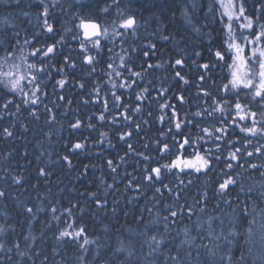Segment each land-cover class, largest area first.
I'll return each instance as SVG.
<instances>
[{"label":"snow or ice","instance_id":"obj_1","mask_svg":"<svg viewBox=\"0 0 264 264\" xmlns=\"http://www.w3.org/2000/svg\"><path fill=\"white\" fill-rule=\"evenodd\" d=\"M245 2L246 0H211V3L207 6L205 15L212 14L216 22L222 24L221 31L225 32V38L220 48H208V54L212 59L207 63L198 65L200 69H203V72L199 75L196 84L198 89L196 110L191 111V107L189 109L182 107L178 109L176 104L167 101L159 104L162 112L164 109L170 110V114L165 113L158 117L159 122L171 126L168 127L166 132L160 131L159 137L154 140L155 152L158 156L155 164L152 163L153 157L151 155L137 152L131 143L127 144L128 152L135 153L145 161L141 178L146 189L152 191L153 199H156L157 196L163 197L164 192L162 189H165L175 200H179L186 193L187 186L192 185L193 178L201 176L206 178V182L211 181L213 175L217 177L214 194L220 197L226 196L232 190V186L240 187L241 192L245 191L240 186L239 180L242 173L239 169L248 172L249 176L258 174L261 178H264V142H262L264 141V0L259 3L256 9L258 14L256 15L248 14ZM0 3L21 8L22 5H25V0H0ZM59 3L60 0H36L39 8L37 21L42 29L41 32L29 35L26 31L22 37L14 23H10L7 19L3 21L4 27L0 29V53H2L0 54V89L13 95L12 99L4 100V110L7 111L10 106H14L15 111L9 112V115L16 116L20 113L21 105L14 104L15 96H20L24 105H37L42 102L41 97L47 95V92L44 91L46 88L45 80L51 76L52 69H55L57 74H62V78L56 81V86L60 89L65 87L68 82L65 70H75L78 67L77 60L72 54V45L67 39L68 35L71 34V40L78 42L75 52L76 55L81 57L79 66L86 67L88 75L91 76L97 72L102 53L106 51L111 54L106 57L107 70L103 72L111 87L104 93V98H102L101 88L98 86L101 81H97V86L92 89L94 98L84 100V103H99L102 106L101 111L98 114L93 113L90 115L87 124L77 117L69 127L76 131H80L82 128L96 130L97 124L91 122L93 116L100 124H103L109 121V117L105 113L114 108H122L125 111L120 112L119 115L123 117V120L135 123L136 130L141 131V124L135 122L132 115L133 113H141V104H136L133 107L124 102V93L118 94L116 90L125 89L127 91L132 89L134 91L135 87L139 86V81L146 80V73L163 67L161 63L148 62V58L156 54L157 45L149 40L146 44L137 47L134 41L139 39L141 22L134 13L126 8H121L120 0H111V3H106L99 9V13L107 16L110 10L115 7V18L110 21L93 18V14L89 12L87 15H76L75 18L79 22L74 25V29L65 27L63 32H58L54 10ZM31 7V3L26 4V8L30 9ZM192 7H198L195 0L192 2ZM19 14L27 17L30 12L21 10ZM181 14L191 23L186 6L182 9ZM196 31H199V29H196ZM45 33L47 34L46 41L50 40L51 42L41 44L40 38ZM152 35H155V33H152ZM161 38L167 41L170 37L163 35ZM117 46H120L123 54L114 53ZM25 47H29L31 50L25 53ZM65 47L69 49L68 52L63 51ZM132 53H136L138 58H142L144 63L136 65ZM195 55L201 57L202 53L196 52ZM114 56L119 60L118 64L113 58ZM226 56L231 59V63H227ZM57 57L61 58L58 67L56 63H50ZM221 62L224 63L221 64ZM184 66L185 60L183 58L175 59L171 65L173 69H182ZM218 66L229 69V73L225 77L227 83L221 85L219 95L203 87L209 80L215 85L212 73ZM136 67H139L140 70H135ZM173 79L181 82L182 87L190 83L189 79L180 70L174 71ZM151 84L152 81L147 80L140 91L135 93L137 101L143 102L149 99L146 93L150 92L149 85ZM79 87L83 89L85 84L79 83ZM168 91V88H161L158 95L163 97ZM109 94L112 98L111 108L106 98ZM58 98L63 100L64 96L61 95ZM175 100L181 106L188 103L183 91L176 94ZM68 103L70 104L71 100ZM44 109L48 113L46 122L48 124L54 123L56 115L53 109L49 108L47 104L44 105ZM37 112L38 109H29V115L39 119ZM148 115L151 116V113H148ZM2 118L0 117V119ZM209 118L214 119L215 123H211ZM110 122L112 124L119 123L115 115L111 117ZM144 123L147 124L148 121H144ZM21 127L24 132L28 131L27 127L23 125ZM193 129H198L195 136L192 132ZM237 129L239 133L244 134L243 143L240 146H237L240 144V138L238 136L235 139L233 138ZM0 135L12 137L14 132L5 127L0 131ZM46 135H50V133H46ZM132 135L131 130L118 132L121 141H125L126 137ZM99 136L100 139L92 141V143L104 144L108 133L100 131ZM249 137H259L260 139H257L254 144L253 139ZM107 142L109 146L115 147L111 140ZM89 146V137L85 136L82 141L78 140L69 147L71 151L78 152L86 150ZM148 146V144L144 145L145 148ZM253 156H259L261 158L260 162H252L250 158ZM61 159L66 162L68 167L72 166L69 155H64ZM120 160L124 161V157H120ZM160 161L166 162L161 163ZM107 167L111 173H116L119 165L115 164L112 159H108ZM87 168L86 165L85 172ZM38 175L46 177L51 173L44 168H40ZM168 175L174 176L178 180L179 185L176 190L170 187L169 184L164 183V179ZM126 176L131 177V174L126 173ZM183 177H189L186 184ZM21 179L13 176L12 182L19 185ZM113 180H115V177H113ZM180 185L184 187H179ZM106 187L115 188L116 186L113 183L107 184ZM127 188L134 189L138 194L136 198H138L141 194L142 185L137 182L136 177H131L128 179ZM261 189L258 193V199L264 201V183L261 184ZM252 192V188L247 190V201H241L239 197H236L234 206L233 201L224 200L225 204L232 206L234 213V216L229 220L231 227L228 228L226 234L224 232V220L220 217H209L207 222L208 236L211 241L218 242L223 239L225 247H227V252L221 254L218 261L214 259V264H246V255L253 251V247L259 246L264 249V208L257 211L253 207L256 201L250 195ZM89 195L93 197V202L97 206L104 209L107 200L102 201L96 193H89ZM6 196V191L0 189V199L6 198ZM207 198L208 191L205 189L200 198L196 200V203L201 205L200 211L207 207ZM114 203L118 204V201H114ZM128 203H132V200L129 199ZM164 206L169 209L168 215L163 217L165 229L168 228L170 217L177 218L181 213H185L190 217L193 211L192 206L187 204L177 205L179 211L172 210L173 205L165 204ZM75 207L76 205H72L64 208L63 211L71 218L72 210ZM24 211L29 215H34L32 207L25 206ZM36 211H43V208H37ZM58 211L59 209L55 205L50 207V212L53 214L52 220L59 221L61 219V216L55 215ZM112 211L116 212L117 208L113 207ZM214 219L220 221L219 233L212 227ZM244 221H246V226H244ZM175 222V219H173L172 223ZM73 223L66 221L67 226L59 232L58 240L65 237L74 240L84 252L88 251L86 245L96 244L97 250L101 247L97 240L90 239L87 236L84 227L74 228ZM199 227L197 225L198 229ZM68 229H72V231ZM6 231L7 229L0 225V235ZM185 236L187 238L185 242L191 246L195 237L189 236L187 229H185ZM81 237H83L82 242H80ZM241 238L243 246L241 247L240 256L237 258L234 256L232 248L236 241ZM27 239L28 237H25V240ZM163 243V236L157 239L156 235H152L149 238L150 252L148 255L158 252ZM202 247L207 249V255L211 258H216L217 252L221 250L219 243H214L211 247L204 244ZM13 249L17 251L21 258L28 255L26 251L21 250L18 242L7 248L3 242H0V252L9 254L7 255L8 260L12 259L10 253ZM117 251H126L128 257L133 255L130 249L123 246ZM191 255L190 251L185 253L187 257H191ZM28 259L31 260V256H28ZM260 259L264 261V257ZM3 260L4 257H0V264H3ZM80 260L81 264H84L83 256L80 257ZM165 264H185V257L178 251L175 255L166 257Z\"/></svg>","mask_w":264,"mask_h":264},{"label":"trees","instance_id":"obj_2","mask_svg":"<svg viewBox=\"0 0 264 264\" xmlns=\"http://www.w3.org/2000/svg\"><path fill=\"white\" fill-rule=\"evenodd\" d=\"M157 1L159 0H153L152 2L157 4ZM192 2L193 0H171L174 8L180 10V14L185 6L188 8L191 23L188 20L186 23L187 25L190 24L189 26L193 31L190 32L189 37H185L186 40H183L180 37L181 33L174 31L170 26V22L166 20L167 11L160 12L154 9L156 4H153V7L147 5L141 6L140 4L131 7V12L136 15L142 25L139 31V39L134 41V43L137 47L146 44L149 40L155 43L157 45L155 50L156 54L150 56L148 62L153 64L161 63L163 65L161 68L150 70L149 73H146V80L139 81V86L135 87L134 91L132 89H128L127 91L125 89L116 90L118 94L121 92L124 93V102L129 103L133 107L136 104H141V113L132 114L133 120L141 124V131L136 130L135 123L123 120V117L119 115L120 112L125 111L122 108H114L108 113H105L109 117V121L103 124H100L93 116L91 122L97 124L96 130L82 128L80 131H76L69 127L77 117L87 124L90 115L101 111L102 106L99 103H84V100L94 98L92 89L94 86H97V81H101L98 86L101 88L102 98H104V93L111 87L110 83L107 82L108 78L103 74L107 70L105 63L106 57L111 54L106 51L102 53L101 63L98 66L97 72L90 76L88 75L86 67L79 66L81 57L76 55L75 52V49L78 47V42L71 40V34L68 35L67 39L68 42H71L72 54L77 60L78 67L75 70H65L68 82L63 89L56 86V81L62 78V74H57L55 69H52L51 76L45 80L46 88L44 91L49 96H42V102L37 105H30V108L38 109L37 115L39 119L29 115L30 108L25 111L21 110L16 116L9 115V112H14L15 108H9L8 112L0 111V117H3L0 119L1 130L8 127L14 132V136L12 137L0 135V146L4 145V151L0 149V189L7 193L6 198L0 199V211L7 218V233L10 234L6 237V248L18 242L22 251H32L33 248L42 246L44 243L58 240L59 232L67 226L66 221L68 223L74 222V228L82 225L83 222V227L87 231L88 237L97 240V243L101 245L98 250L96 248L95 255L90 254L89 256L93 264H121L120 262L123 259L122 255H117V249L112 250L111 245L113 241L105 240L106 227H110L111 229L109 233L110 238L116 237L117 235L126 236V240L135 248L134 250L136 251L139 264H149L147 259L153 255L155 257L159 256L160 258L172 255L173 249L179 241L184 242L182 256L185 257V264H214V259L218 261L219 256L227 252V247H225V241L223 239L218 242L211 241V238L208 236L207 222L209 217H220L224 220V232L225 234L227 233L228 228L231 227L229 220L234 216V213L232 206L225 204L224 200L233 201V206L236 202V197H239L241 201H247V190L252 188L253 192L250 195L256 201L253 207L257 211L260 208H264V201L258 199V193L262 190L261 184L264 183V178H261L258 174L249 176V173L244 172L242 169H239L242 173L239 182L240 186L244 188V192L240 191V187L232 186V190L226 196L220 197L215 195L217 177L213 175L212 180L208 182L202 176L193 178L192 185L187 186L186 193L179 200H175L165 189H162L164 192L163 197L157 196L151 202L143 198L145 197L143 196L144 191L153 195L151 190L146 189L144 181L141 178L142 167L145 161L142 157L135 155V153L128 152L127 144L131 143L137 152H144L147 155H151L153 157L152 163L155 164L158 156L155 152L156 145L154 140L159 137L160 131L166 132L168 127L171 126L167 123L161 124L159 122V116L165 113L170 114L169 109H164L162 112L159 104L167 101L176 104L178 109L181 107L189 109L191 107V111H195L197 107L196 97L198 94L196 84L199 75L203 72V69H200L198 65L209 62L212 57L208 54V48H220L225 38V32L221 31L222 24L217 23L212 14L205 15L207 6L211 3V0H198L199 11L192 7ZM260 2L261 0H246L245 7L249 15L258 14L256 9ZM64 4L63 1L59 3L58 7L66 10L67 7ZM32 8L37 9L36 6L34 7V4ZM82 10L83 7L77 6L73 10L75 14L70 15V17L88 14L87 10ZM93 18L98 17L93 16ZM173 19H175V16H173ZM12 20L14 24L17 23L16 28L21 33L24 27L21 29L19 26L18 16L12 17ZM78 22V20L74 22L72 20L71 23L73 24H69L70 26L68 28L74 29L75 23ZM209 27L210 29H214L212 35L210 33H203ZM196 29H199V31H196ZM63 30L62 28L61 31ZM152 33H155V35H152ZM163 35H168L170 37L169 40H163L161 38ZM42 39L43 37L40 38L41 44L45 42ZM25 50L29 52L31 49L25 47ZM63 51L68 52L69 49L65 47ZM196 52H201L202 56L197 57L195 55ZM114 53L123 54L120 46L114 49ZM132 57L136 65L144 63L143 59L138 58L136 53H132ZM113 58L118 64L119 60L115 56ZM179 58L185 60V66L182 69H173L171 65L175 59ZM60 59V57H57L54 61H50V63H56L58 67ZM226 61L227 63H231V59L227 56ZM223 63L221 62V64ZM135 70L139 71L140 68L136 67ZM175 70H180L189 79V85L182 87L181 82L173 79ZM228 73V68L218 66L212 73L215 79V85L209 80L203 87L219 95L221 85L227 83L225 77ZM85 77H90V81L93 82L90 84L88 90L90 93L81 100L74 102L71 99L72 95L70 94V90L75 89L77 82L84 83L85 86H88V81H86ZM147 80L152 81V84L149 85L150 92L146 93L149 99L143 102L137 101L135 99V93L140 91V88L144 86ZM161 88L169 89L168 93L163 97L158 95ZM181 91H183L188 99V103L183 106L179 105L175 100L176 94ZM61 95L64 96L63 100L58 98ZM106 98L111 108V95L109 94ZM69 100H71L70 104L68 103ZM45 104L49 108H52L56 115V121L52 124L46 122L48 113L45 112ZM148 113H151V116ZM114 115L119 123L112 124L110 122V118ZM209 120L211 123H215L214 119L209 118ZM144 121H148V123L145 124ZM21 125L27 127L28 131L24 132ZM129 130L133 132V135L126 137L125 141L119 140L118 132ZM100 131L108 133L105 143L102 145L92 143V141L100 139ZM197 131L198 129L192 130L194 136ZM36 132L39 135L37 139L35 137ZM26 133H31L32 137L30 139L32 138V140L35 139L36 141L31 143V141L27 140ZM46 133H50V135H46ZM85 136L89 137L90 146L86 150L78 152L71 151L69 146L78 140L82 141ZM237 136L240 138V144L237 146H240L243 143L244 134L239 133L237 129L233 138L235 139ZM249 138L253 139L254 144L257 139H260L259 137ZM108 140H111L115 147L109 146ZM21 142H27L28 144L24 145ZM145 144L149 146L145 148ZM39 151L41 153L38 155ZM64 155H69L72 160L71 167H68L66 162L61 159ZM120 157H124V161H121ZM108 159H112L115 164L119 165L116 173H111L107 167ZM250 159L252 162L258 163L261 158L259 156H253ZM138 161L139 163H137ZM160 162L164 163L166 161ZM86 165L88 168L85 172ZM40 168H44L51 175L40 177L38 175ZM126 173H130L131 177H136L137 182L142 185L140 190L141 194L138 198H136L138 194L134 189L127 188L128 179L131 177L126 176ZM13 176L22 178L19 185L12 182ZM113 177H115V180H113ZM183 178L186 184L189 177ZM113 183L116 186L115 188L106 187L107 184ZM164 183L169 184L174 190L179 185L176 177L171 175L165 177ZM179 187L184 186L180 185ZM205 189L208 191V198L206 200L207 207L203 211H200L201 205L197 204L196 200L200 198ZM89 193H96L102 201L107 200L104 209L93 202V197ZM129 199L132 200V203H128ZM164 200L169 205H173L172 210L176 211H179V208L176 207L177 205H191L193 210L192 215L189 217L187 214L181 213L177 218L170 217L168 228L165 229L163 217L168 215L169 209L165 208L164 204H162ZM114 201H118V204L114 203ZM18 204L21 206L19 211L17 210ZM36 205H40L43 211L34 210V217L32 218L33 225L31 228L25 230V232H21L16 227V224L19 225L21 223V212L24 211L25 206L34 208ZM52 205H55L59 209L55 213V215L61 216L59 221L52 220L53 214L50 212ZM72 205H76V207L73 208L72 217L69 218L68 214L63 210ZM113 207L117 208L116 212L112 211ZM109 215L115 216V221L110 220ZM140 216H144L146 219L145 226H150V233L148 232L150 230L149 228L145 232L143 228L139 227L141 224ZM173 219H175V223H172ZM243 223L246 226V221ZM219 224L220 221L218 219L212 221V227L217 233L220 232ZM197 225L200 226L199 229ZM139 229H141V232ZM185 229L188 230L189 236L195 237L191 246L185 242L187 239ZM68 230L70 231L71 229ZM142 232H145L146 236ZM152 235H156L157 239L163 236L164 243L158 252L148 255L150 252L149 238ZM25 237H28V239L25 240ZM66 239L67 237L62 240ZM138 240L143 241L142 246L138 245ZM214 243H219L221 250L217 252L216 258H211L207 255V249L202 247V245L208 244L211 247ZM242 246L243 240L241 238L236 241V244L232 248L235 257L238 258L240 256ZM189 251L192 253L191 257L185 256V253ZM53 252V255L56 257L59 256L61 247H54ZM7 255L9 254L3 253L1 256L4 257L3 264H17V262L21 264V259L24 258H21L15 249L10 253L12 256L11 260L7 259ZM261 257H264V249L255 246L253 247V251L246 255V264H264V261L260 259ZM153 264H165V261Z\"/></svg>","mask_w":264,"mask_h":264},{"label":"bare ground","instance_id":"obj_3","mask_svg":"<svg viewBox=\"0 0 264 264\" xmlns=\"http://www.w3.org/2000/svg\"><path fill=\"white\" fill-rule=\"evenodd\" d=\"M64 1V6L67 7V9H61L58 6L56 7V9L54 10L55 12V21H56V26L58 29V32H63L61 31L62 28L64 29L65 27L68 28L70 25L69 24H73L71 23V21L73 20L76 21L77 19L75 18V16L70 17V15H73L75 13H73V10H75L78 7H83L82 11L87 10V12H91L93 14L94 17H98L100 18L101 21H104L105 19L107 20H111L113 18H115V7H113L110 10V13L107 14V16H105V14L99 13V9L101 7H103L106 3H111V0H72V1H68V0H63ZM62 0H60V3L63 2ZM153 0H120L121 3V8H128V7H134L137 6L138 4L142 5H147L150 7H153V4H156L154 2H152ZM156 2V1H155ZM158 3L155 5V10L160 11V12H165L167 11V19L170 22V26L172 27V29L174 31H179L180 37L183 38V40H186L185 37H189L190 36V32L193 31L191 30V27L189 25H187V20L184 18V16H182V14H180V10L178 8H174V5H172L171 0H159L157 1ZM31 3L32 7L34 4V7H37L36 4V0H25V5H22L21 8H16L11 4H2L0 3V25H3V21L5 19H7L8 21L12 20V17L14 16H18L19 18V26L21 27V29L23 28V31L21 32V36L23 37L25 35V32L27 31L28 34H33L36 32H41L42 29L39 26V23L37 21V13L39 12V8L37 7V9L35 8H26V4ZM196 4L198 5V7H196L195 9L197 11L200 10L199 4H198V0L196 1ZM21 10H27L30 12V15L25 17V16H21L19 13ZM151 10V9H150ZM173 16H175V19H173ZM178 17V19H177ZM200 19V18H199ZM23 20V21H22ZM77 24V23H75ZM201 26V25H200ZM198 26V27H200ZM186 27V28H185ZM183 28H185V30H183ZM212 32H214V29H210V27L208 28V30L203 31V33H210V35H212ZM46 37L47 34L45 33L43 36L42 41L45 42H51L46 41ZM58 38V37H57ZM44 42V43H45ZM71 43V42H69ZM28 51L25 50V53H27ZM2 54V53H0ZM86 81H88V86H85L83 89H81L79 87V82L76 83L75 89L74 90H70V94L72 95L71 99L74 102H77L79 100H81L83 97L88 96V94L90 93L88 90L90 88V84L93 83L90 81V77H85ZM26 91L28 90L27 88L25 89ZM47 96H49V94H47ZM13 95L11 93H6L5 90L0 89V111H6L3 108V103L5 99H12ZM14 104H20L21 105V110L25 111L26 109L30 108V105H24L22 103V98L20 96H15L14 97ZM9 108H15L14 106H10ZM9 110V109H8ZM8 110L6 112H8ZM98 114V112L96 113ZM95 117V116H94ZM113 117V116H112ZM96 118V117H95ZM111 119V118H110ZM85 123V122H84ZM0 131L1 128H0ZM35 137L37 139V137L39 136L38 133H35ZM27 135V140L31 141V143H33V141L35 142L36 140L32 138L30 139L31 133H26ZM24 145H27V142H21ZM4 145L0 146L1 151H4ZM41 152L39 151L38 155ZM37 155V154H36ZM13 156V155H12ZM145 197L144 200H147L148 202H151V200L153 199V195L146 193V191L143 192ZM162 204H168L166 200H164L162 202ZM21 206H19V204L17 205V210L19 211ZM40 205H36V207H34L33 209L36 210L37 208H40ZM34 216L33 215H29L27 214L25 211L21 212V223H19V225L16 224L17 229H20L21 232H25V230L31 228V226L33 225V221L32 218ZM140 226L141 228H143L145 230V232L148 230V228L150 226H145V222L146 219L144 218V216H140ZM110 220L115 221V216L113 215H109ZM7 218L3 215V212L0 211V225H3L4 228L7 229V222H6ZM148 221V220H147ZM170 222V221H168ZM84 223L82 222V225L76 227L77 229L79 227H83ZM150 229V228H149ZM72 231V229L70 230ZM139 231L141 232V229H139ZM151 229L148 230V232L150 233ZM7 231L0 235V242H3L4 244L6 243V237L9 236L10 234L7 233ZM87 236L88 233L85 230ZM111 232L110 227H106V231H105V235L108 241H113L112 246V250L113 249H119L122 246L126 249H130L133 253L132 257H128L127 252L126 251H117V255L120 254L122 255V260L121 262H123V264H139V260L138 257L136 255V251L134 250L135 248H133L132 244L130 242H128L126 240V236L125 235H117L116 237H112L110 238L109 233ZM142 232L143 235L146 236V233ZM148 233V234H149ZM83 237L80 238V242H82ZM139 246H142L143 241H137ZM184 242H178L176 247L173 249V253L172 255H175L178 251L180 252V254L182 255V251L184 250ZM50 244V245H48ZM30 245V244H29ZM6 246V245H5ZM9 247H12L9 246ZM55 248H60L61 247V252L59 253V256H55L53 255V249ZM88 251L84 252L83 250H81L78 246V243L75 242L74 240H71L69 238H67L66 240H54L51 241L49 243H44L42 246H37L35 248L29 251H27V256H25L23 259H21V264H81V260L80 257L83 256L84 258V264H93V262L91 261V259L89 258L90 254L95 255L96 254V245L95 244H90V245H86L85 246ZM53 248V249H52ZM14 250V249H13ZM50 250V251H49ZM3 255V252H0V257ZM28 256H31V260L28 259ZM171 256V255H170ZM167 257V256H166ZM166 257L160 258L155 257L154 255L149 257L147 259V261L149 262V264H153V263H161L164 262ZM46 258V259H45ZM146 261V259H145ZM120 262V263H121Z\"/></svg>","mask_w":264,"mask_h":264},{"label":"rangeland","instance_id":"obj_4","mask_svg":"<svg viewBox=\"0 0 264 264\" xmlns=\"http://www.w3.org/2000/svg\"><path fill=\"white\" fill-rule=\"evenodd\" d=\"M68 1H72V0H68ZM126 9H128L129 11H131V7H128V8H126ZM23 21V20H22ZM10 23H13V20H11V21H9ZM14 23H15V19H14ZM15 25H17V23L15 24ZM4 27V25H0V29H2Z\"/></svg>","mask_w":264,"mask_h":264}]
</instances>
